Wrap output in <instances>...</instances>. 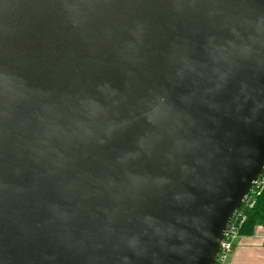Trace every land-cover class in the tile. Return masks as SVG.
<instances>
[{"label": "water", "instance_id": "1", "mask_svg": "<svg viewBox=\"0 0 264 264\" xmlns=\"http://www.w3.org/2000/svg\"><path fill=\"white\" fill-rule=\"evenodd\" d=\"M264 170V0H0V264H213Z\"/></svg>", "mask_w": 264, "mask_h": 264}, {"label": "built area", "instance_id": "2", "mask_svg": "<svg viewBox=\"0 0 264 264\" xmlns=\"http://www.w3.org/2000/svg\"><path fill=\"white\" fill-rule=\"evenodd\" d=\"M264 189V170L255 181L249 190L245 200L242 202L239 209L236 211L230 223L228 224L222 240L220 242L219 250L213 264H227L229 255L232 251L233 241L239 236L238 232L245 221V212L251 209L255 203L256 196Z\"/></svg>", "mask_w": 264, "mask_h": 264}, {"label": "crops", "instance_id": "3", "mask_svg": "<svg viewBox=\"0 0 264 264\" xmlns=\"http://www.w3.org/2000/svg\"><path fill=\"white\" fill-rule=\"evenodd\" d=\"M227 264H264V226L252 235H239L232 244Z\"/></svg>", "mask_w": 264, "mask_h": 264}, {"label": "trees", "instance_id": "4", "mask_svg": "<svg viewBox=\"0 0 264 264\" xmlns=\"http://www.w3.org/2000/svg\"><path fill=\"white\" fill-rule=\"evenodd\" d=\"M245 215L238 235H252L257 226H264V189L256 196L253 207L247 210Z\"/></svg>", "mask_w": 264, "mask_h": 264}]
</instances>
